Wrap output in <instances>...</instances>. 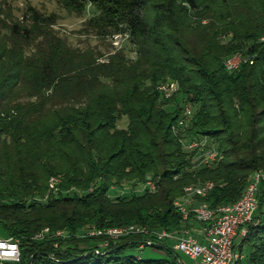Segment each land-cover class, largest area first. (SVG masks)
I'll return each instance as SVG.
<instances>
[{
    "label": "trees",
    "instance_id": "1",
    "mask_svg": "<svg viewBox=\"0 0 264 264\" xmlns=\"http://www.w3.org/2000/svg\"><path fill=\"white\" fill-rule=\"evenodd\" d=\"M54 1L87 17L82 46L56 29L57 14L0 4V237L20 241L18 264L157 263L132 254L144 235L87 232L179 231L174 202L185 187L215 182L206 201L216 209L264 169V0ZM117 36L134 49L115 48ZM242 51L253 61L228 72L224 60ZM168 80L179 89L165 98L158 86ZM186 105L189 136L209 137L220 153L213 165L199 167L172 131ZM148 175L157 192L125 188ZM257 197L234 247L248 264H264V183ZM154 243L167 264L181 259L172 243Z\"/></svg>",
    "mask_w": 264,
    "mask_h": 264
},
{
    "label": "built area",
    "instance_id": "2",
    "mask_svg": "<svg viewBox=\"0 0 264 264\" xmlns=\"http://www.w3.org/2000/svg\"><path fill=\"white\" fill-rule=\"evenodd\" d=\"M264 41V37L261 38ZM253 58L237 53L224 60V67L228 72H234L241 65L251 62ZM179 89L175 81H165L158 86V90L165 97L169 98ZM192 115V108L185 107L183 117L172 127L173 133L179 137L182 148L189 154H194L197 165L209 166L215 164L220 156L217 148L212 144L209 137H193L187 133L188 123ZM264 183V169L255 172L252 180L246 187L242 197L235 203L212 208L206 198L215 187V182L189 185L184 188L183 195L176 199L174 206L182 215L183 225L179 231L155 230L146 226L125 225L107 230H99L93 227L87 232V236H107L111 240L131 235H144L148 239L140 244L143 250L147 246H156L154 241H171L175 252L183 254L193 264H242L244 255L235 251V241L238 236L244 237L247 234V225L254 222L258 210L259 186ZM59 179L51 178L50 188L56 193L59 188ZM116 189V188H114ZM135 192L142 193L158 191V185L152 175H148L142 185L135 189ZM78 190L72 188L70 193ZM125 191H121V194ZM49 233L46 228L36 236L42 240ZM62 237L64 232H57ZM154 239V241H153ZM108 243L101 244L106 248ZM98 253V251H97ZM142 260L141 256H137ZM21 260L20 241L14 238L0 237V264H18ZM170 264H190L180 259Z\"/></svg>",
    "mask_w": 264,
    "mask_h": 264
},
{
    "label": "rangeland",
    "instance_id": "3",
    "mask_svg": "<svg viewBox=\"0 0 264 264\" xmlns=\"http://www.w3.org/2000/svg\"><path fill=\"white\" fill-rule=\"evenodd\" d=\"M8 3L9 6H12L15 10H21L24 8L25 4L27 2H30L33 6H35L40 12L50 15V14H57V25L56 29L64 36L67 37L68 41L72 45H79L82 46L79 42L81 40H84V37L80 35V31L82 29V26L84 24V21L87 19L86 16H77L75 14H70L68 11H65L62 9L58 3L54 0H0V4H3L2 2ZM4 3V4H5ZM91 44L95 45L94 41L90 42ZM112 45L120 49L121 47H127L128 49L132 47L126 38H123L121 36H117L112 41ZM243 54H245V51H242ZM134 55V53H133ZM253 61V59H252ZM189 105H186L187 107ZM173 107H167V110H172ZM127 125L126 120H122L118 123L119 128H125ZM212 144L216 148L215 142H212ZM196 160V158L194 159ZM125 188L131 189L130 186H127ZM117 194L121 193V190L116 192ZM169 243V246L167 248L171 247V241H167ZM160 244L159 246H147L143 250L140 248L136 249L132 254L135 256H141V259L144 261H157V263L154 264H167L166 262L172 261V257L169 255L168 251L165 248H162ZM179 256H181L183 259L189 260L187 257H185L183 254L178 253ZM190 261V260H189ZM242 264H248L247 260L242 262Z\"/></svg>",
    "mask_w": 264,
    "mask_h": 264
},
{
    "label": "crops",
    "instance_id": "4",
    "mask_svg": "<svg viewBox=\"0 0 264 264\" xmlns=\"http://www.w3.org/2000/svg\"><path fill=\"white\" fill-rule=\"evenodd\" d=\"M237 238H238V237H237ZM237 238H236V239H237ZM178 259H179V258H177V260H178ZM180 260L185 261V262H188V263H190V264H193L192 261H189V260H187V259H185V258L183 259L182 257H181ZM244 261H246V259H244L243 262H244Z\"/></svg>",
    "mask_w": 264,
    "mask_h": 264
}]
</instances>
